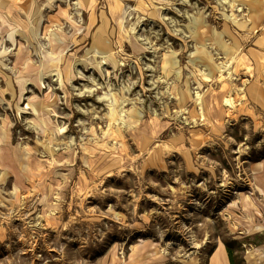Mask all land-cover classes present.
<instances>
[{
  "label": "rangeland",
  "instance_id": "374dc122",
  "mask_svg": "<svg viewBox=\"0 0 264 264\" xmlns=\"http://www.w3.org/2000/svg\"><path fill=\"white\" fill-rule=\"evenodd\" d=\"M0 26V264H264V0H0Z\"/></svg>",
  "mask_w": 264,
  "mask_h": 264
},
{
  "label": "bare ground",
  "instance_id": "6f19581e",
  "mask_svg": "<svg viewBox=\"0 0 264 264\" xmlns=\"http://www.w3.org/2000/svg\"><path fill=\"white\" fill-rule=\"evenodd\" d=\"M122 9V10H121ZM120 10H119V14H118V16H119V22L122 24V22H123V20H124V18H125V16H126V11L125 10H123L124 8H121ZM115 9H113V11H114ZM1 23L4 25V24H6V21L1 17ZM2 30V27L0 26V31ZM3 31V30H2ZM234 103H235V101H234V99L232 98V97H225L224 99H223V104H224V106H226V107H228V108H230V109H232L233 107H234ZM133 121V120H132ZM134 123H137V121H133ZM7 139H8V133H7V131L5 130V129H3V128H1L0 129V143H4V142H6L7 141ZM23 157V156H22ZM222 248H219L218 249V251H217V253H216V255H215V257H214V264H221L220 263V261H219V255H220V250H221Z\"/></svg>",
  "mask_w": 264,
  "mask_h": 264
},
{
  "label": "crops",
  "instance_id": "0c3cea01",
  "mask_svg": "<svg viewBox=\"0 0 264 264\" xmlns=\"http://www.w3.org/2000/svg\"><path fill=\"white\" fill-rule=\"evenodd\" d=\"M217 251H218V249H216V252H214V254L211 256L209 264H214L215 263L214 262V260H215L214 257L216 255ZM218 258H219V261H220L221 264H229L228 258H227V255H226V252H225L224 249L220 250V255H219Z\"/></svg>",
  "mask_w": 264,
  "mask_h": 264
},
{
  "label": "trees",
  "instance_id": "16d2710c",
  "mask_svg": "<svg viewBox=\"0 0 264 264\" xmlns=\"http://www.w3.org/2000/svg\"><path fill=\"white\" fill-rule=\"evenodd\" d=\"M225 249L229 264H234V259L231 250L227 246L225 247Z\"/></svg>",
  "mask_w": 264,
  "mask_h": 264
}]
</instances>
